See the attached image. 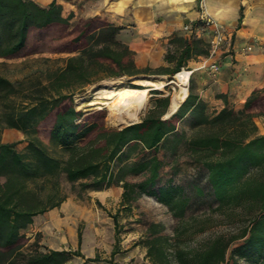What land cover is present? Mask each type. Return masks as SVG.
<instances>
[{"label":"trees","instance_id":"16d2710c","mask_svg":"<svg viewBox=\"0 0 264 264\" xmlns=\"http://www.w3.org/2000/svg\"><path fill=\"white\" fill-rule=\"evenodd\" d=\"M69 19L56 0L47 5L0 0V132L17 129L26 142L18 150L17 141L0 139V264H76L74 257L82 258L81 264L102 260L98 255L85 257L79 247L52 249L37 239L28 244L21 232L35 215L65 199L62 176L69 182L88 180L83 186L94 189L121 182L122 205L146 194L165 205L173 217L183 218L189 201L183 188L160 182L161 147L174 153L180 143L205 170L217 208L240 207L248 214L246 223L238 234L218 235L188 249L175 246L162 234L161 225L150 223L136 243L146 247L152 264H169L171 258L182 264H242V260L264 264V133L258 132L254 121L264 116V86L253 89L241 109L224 106L208 116L189 77L187 95L168 117L163 115L170 98L163 95L152 99L138 121L105 126L104 108L84 112L76 108L73 95L104 76H135L149 69L135 65L134 52L117 38L120 26L99 15L74 23ZM177 40L175 52L166 54L168 61H175L167 71L169 77L187 67L188 59L208 53L205 40L192 33ZM44 51L70 55L36 58L40 66L19 77L4 73L6 60ZM186 114L191 119L188 135L177 129ZM129 174L143 178L130 182ZM111 217L112 256L118 250L119 229L116 214ZM77 238L79 245L80 231ZM104 260L113 264L112 258Z\"/></svg>","mask_w":264,"mask_h":264},{"label":"crops","instance_id":"0c3cea01","mask_svg":"<svg viewBox=\"0 0 264 264\" xmlns=\"http://www.w3.org/2000/svg\"><path fill=\"white\" fill-rule=\"evenodd\" d=\"M34 1L40 5L51 2ZM56 2L62 6L63 16L70 15L69 22L99 15L107 22L120 26L117 38L134 52L135 65L139 68H148L149 73L165 76L175 65L174 60L166 59V54L175 52L177 39L187 36L183 27L195 22L198 15V0H56ZM202 3L204 10L231 33L233 41L232 47L223 48L212 58L218 63L215 75L212 76L202 69H194L190 74L193 92L203 101L205 114L212 116L224 106L234 110L241 109L250 92L264 86V0H202ZM246 45H251V50L243 51ZM203 57L195 56L188 59L187 67L195 68ZM168 112L169 106L163 117ZM185 121L191 131L189 127L191 119L188 114L177 123V129L179 130ZM254 121L258 132L264 133V116L255 117ZM3 129L5 135L15 138L24 136L17 129ZM185 133L188 135L190 132ZM0 139L2 140V137ZM23 142L26 143L25 140ZM116 184L117 186H112L116 191L110 187L107 191L104 188L97 190L94 194L96 199L99 201L101 198L105 199L110 190L115 200L120 201L118 195L120 196L122 192L121 182ZM71 200V197L66 196L59 206L35 215L32 223L21 232L28 237L35 233L40 234L38 243L48 248H78L76 229L67 227L66 222L57 216L61 210L67 209ZM65 235L69 236L67 243ZM28 241H32V237H29ZM80 245H83L82 240Z\"/></svg>","mask_w":264,"mask_h":264},{"label":"rangeland","instance_id":"374dc122","mask_svg":"<svg viewBox=\"0 0 264 264\" xmlns=\"http://www.w3.org/2000/svg\"><path fill=\"white\" fill-rule=\"evenodd\" d=\"M68 55L70 54L65 52L44 51L26 57L9 59L6 60L8 67L3 69V71L9 78H15L34 71L40 66L38 62L34 61L36 58L49 57L55 59ZM24 60L26 62L21 63ZM140 78L153 81H166L168 85L165 84L166 87H163V89H157L159 93L151 92V89L155 88L148 89L146 104L138 114L136 121L139 120L140 116L151 105L153 98L163 95H169V98H171V95L179 89L177 84L168 82L175 80L174 74L171 77L155 73H140L135 76H104L87 84L80 92L75 93L73 95L74 104L77 109H81L84 112L104 108L106 110L104 117L105 126L119 127L126 125V123L118 125L112 123L108 116L109 103H103L106 99L97 97V92L102 90V88L103 90H107L123 86L138 87L139 85L135 81L141 80ZM188 85L189 80L186 83L187 91ZM184 129H186L187 133L190 132L186 121L179 128V130L183 131ZM4 133V129H2L0 132L1 141H17V149L23 150L25 136L15 138ZM43 137L47 143V137ZM134 157V154L131 155L127 162L132 161ZM160 157L164 162V166L160 172V182L171 181L174 184L180 185L189 198L185 214L181 219L173 217L165 205L146 194H141L130 203L124 205L119 200H115L114 196L110 194V190L105 199L101 198V201L96 199L94 194H96L97 190L104 188L107 191V188L110 187L116 191L112 187L117 186L116 183L100 189H94L83 186V182H87L88 180L81 179L69 182L64 176L61 177L62 191L65 196L71 197L72 200L67 209L61 210L57 216L66 222L65 225L67 227H71L73 230L76 229L77 233L80 231L83 245L79 244L78 247L85 257L98 255L102 259L86 264H111L104 260L109 258H112L113 264H152L145 254L146 247L142 243H136L144 238L150 223L161 225L163 227L162 234L170 237L171 242L175 246L183 249L199 247L218 235L228 237L241 231V228L246 223L248 214L240 207L235 208L234 211L217 208L216 202L211 196L210 188L206 183L205 170L197 162L193 161L183 143L178 145L174 153L169 149L161 147ZM142 178L143 174H129L126 176V180L130 182H135ZM198 189H200V192H198ZM118 199L121 200V195H118ZM112 214H116L119 233L117 238L118 250L111 256L110 253L115 242ZM24 236L27 239L32 237V241H28V244L36 239L37 241L40 240V234L38 233L32 234L29 237L24 233ZM65 242H69V236L67 235H65ZM72 261L76 264H81L82 258L74 257ZM241 262L242 264H248L243 260ZM155 264L162 263L156 262ZM169 264L182 263H178L171 258Z\"/></svg>","mask_w":264,"mask_h":264},{"label":"bare ground","instance_id":"6f19581e","mask_svg":"<svg viewBox=\"0 0 264 264\" xmlns=\"http://www.w3.org/2000/svg\"><path fill=\"white\" fill-rule=\"evenodd\" d=\"M188 75L189 71L186 69L179 70L174 74L175 80L171 82L177 84L179 89L171 95L169 101L171 110H173L185 98L187 92L186 83ZM135 83L139 86H123L119 88H110L107 90H103L102 88V90L97 92V97L106 99L103 101V103H109V106L107 105L109 110L108 116L113 124L118 125L136 121L138 114L146 104L148 89H163V87H166V81L163 82L161 80L153 81L143 79L137 80Z\"/></svg>","mask_w":264,"mask_h":264},{"label":"built area","instance_id":"2783aa9c","mask_svg":"<svg viewBox=\"0 0 264 264\" xmlns=\"http://www.w3.org/2000/svg\"><path fill=\"white\" fill-rule=\"evenodd\" d=\"M198 15L195 20V27L192 28L191 24H186L183 29L187 34H194L197 38H202L208 45V53L201 59L200 63L195 68L181 67L180 70L186 69L189 71V76L194 69L205 70L210 75H215L218 70V63L215 59H212L223 48L232 47V35L227 31L225 26L215 19H213L203 8L202 0H198ZM243 51L251 50V45H246L242 49ZM212 59V60H209Z\"/></svg>","mask_w":264,"mask_h":264},{"label":"water","instance_id":"95a60500","mask_svg":"<svg viewBox=\"0 0 264 264\" xmlns=\"http://www.w3.org/2000/svg\"><path fill=\"white\" fill-rule=\"evenodd\" d=\"M141 79V78H140ZM142 80V79H141ZM147 80V79H146ZM170 82H171V80H170ZM179 105V104H178ZM178 105L173 109V110H171L170 109V102H169V112L165 115V117H167L169 114H171V113H173L175 110H176V108L178 107ZM133 122H136V121H131V122H128V123H126V124H131V123H133Z\"/></svg>","mask_w":264,"mask_h":264}]
</instances>
